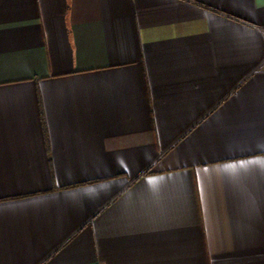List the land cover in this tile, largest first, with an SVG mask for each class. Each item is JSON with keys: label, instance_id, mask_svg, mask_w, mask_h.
Wrapping results in <instances>:
<instances>
[{"label": "crops", "instance_id": "crops-1", "mask_svg": "<svg viewBox=\"0 0 264 264\" xmlns=\"http://www.w3.org/2000/svg\"><path fill=\"white\" fill-rule=\"evenodd\" d=\"M264 0H0V264H264Z\"/></svg>", "mask_w": 264, "mask_h": 264}, {"label": "built area", "instance_id": "built-area-1", "mask_svg": "<svg viewBox=\"0 0 264 264\" xmlns=\"http://www.w3.org/2000/svg\"><path fill=\"white\" fill-rule=\"evenodd\" d=\"M262 30L264 31V28H262Z\"/></svg>", "mask_w": 264, "mask_h": 264}]
</instances>
